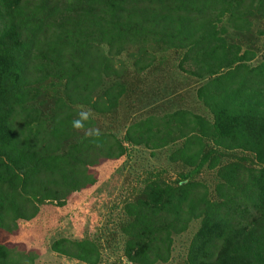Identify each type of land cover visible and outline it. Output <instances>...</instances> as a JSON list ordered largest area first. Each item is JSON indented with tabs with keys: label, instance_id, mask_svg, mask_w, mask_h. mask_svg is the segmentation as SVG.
I'll use <instances>...</instances> for the list:
<instances>
[{
	"label": "trees",
	"instance_id": "16d2710c",
	"mask_svg": "<svg viewBox=\"0 0 264 264\" xmlns=\"http://www.w3.org/2000/svg\"><path fill=\"white\" fill-rule=\"evenodd\" d=\"M134 152L110 226L51 251L171 264L193 226L183 264H264V0H0V264L36 257L2 232Z\"/></svg>",
	"mask_w": 264,
	"mask_h": 264
},
{
	"label": "rangeland",
	"instance_id": "374dc122",
	"mask_svg": "<svg viewBox=\"0 0 264 264\" xmlns=\"http://www.w3.org/2000/svg\"><path fill=\"white\" fill-rule=\"evenodd\" d=\"M153 161L154 158L149 157L146 152H134L117 160L99 159L89 169L90 174L95 177L91 185L71 192L63 205L50 202L39 205L33 218L22 222L15 233L2 232V236L9 239V247L35 254V264H87L51 251L49 244L58 237L91 238L100 234L104 226L109 227L110 206L121 199L125 189L132 183L129 180L133 175L129 174L138 173ZM160 162L163 163L161 156L155 163ZM127 176L128 179H125ZM192 229L193 226H190L187 232L174 239L171 264H183L180 260L181 252ZM103 251V256L109 260L105 264L118 263L114 260V252L107 247Z\"/></svg>",
	"mask_w": 264,
	"mask_h": 264
},
{
	"label": "clouds",
	"instance_id": "9594fccd",
	"mask_svg": "<svg viewBox=\"0 0 264 264\" xmlns=\"http://www.w3.org/2000/svg\"><path fill=\"white\" fill-rule=\"evenodd\" d=\"M105 52L108 51L107 45H101ZM83 108V106H80ZM91 110H81L78 114V117L72 121V128L74 130L85 129V123L92 117ZM85 134L89 137H98L100 135L99 129L87 128L85 129Z\"/></svg>",
	"mask_w": 264,
	"mask_h": 264
}]
</instances>
